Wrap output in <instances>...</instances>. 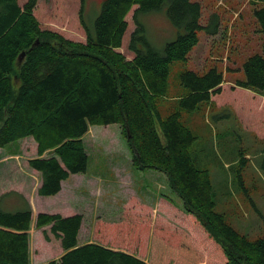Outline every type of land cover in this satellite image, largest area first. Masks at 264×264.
Returning a JSON list of instances; mask_svg holds the SVG:
<instances>
[{"label": "trees", "instance_id": "1", "mask_svg": "<svg viewBox=\"0 0 264 264\" xmlns=\"http://www.w3.org/2000/svg\"><path fill=\"white\" fill-rule=\"evenodd\" d=\"M166 1L103 0L92 25L81 12L87 39L75 41L42 27L34 12L38 0L24 4L0 0V147L23 137L35 138L38 156L29 164L41 172L39 194L55 195L63 180L87 171L89 154L83 136L92 125L119 123L135 164L164 172L183 201V230L157 220L147 258L122 249L144 253L151 218L145 207L132 204L126 220L101 223L104 241L113 235V245L122 248L95 241L79 244L80 213L41 212L35 226L51 225L65 250L48 264H219L217 260L264 264V236L250 238L216 210L211 172L200 168L192 156L198 135L182 120V109L165 114L161 108V101L169 96L171 63L188 59L201 28L217 33L219 15L214 13L212 22L203 25L199 1L169 0L170 20L185 32L160 51L149 42L139 13L161 9ZM252 2L264 51V0ZM134 7L136 28L129 49L135 55L127 58L119 49ZM240 70L244 75L236 85L264 96V52L249 54ZM223 82L224 73L216 66L203 74L187 69L181 73L186 93L175 98L194 110L202 100L210 103L222 91ZM47 150L50 154L43 156ZM10 194L0 196V264H32V206L24 200L16 209H6L3 205ZM45 237L50 240L47 233Z\"/></svg>", "mask_w": 264, "mask_h": 264}, {"label": "rangeland", "instance_id": "2", "mask_svg": "<svg viewBox=\"0 0 264 264\" xmlns=\"http://www.w3.org/2000/svg\"><path fill=\"white\" fill-rule=\"evenodd\" d=\"M27 1L20 0V4ZM192 1H199L202 5L203 25L212 22L214 13L219 15L221 24L217 33L211 34L206 28H201L198 31L199 42L189 53L188 59L171 63L169 96L163 98L161 108L165 114L182 109V120L198 135L192 147L195 162L200 168L209 169L214 180L216 210L223 213L237 230L256 239L264 236V113L261 112L264 105H256L246 98L247 95L240 94L237 87H233L236 80L244 75L240 67L245 58L253 52H264L263 34L259 31L254 16L255 4L252 0ZM102 2L103 0H38L34 12L43 28L57 31L75 41H86L81 12L87 23L92 25L101 11ZM169 4L170 1L167 0L161 9L139 13L149 42L160 51L164 50L168 42L185 32L170 20L167 14ZM135 7L127 16L129 27L119 49L127 58L135 55L129 49L131 34L136 28L133 19ZM215 66L223 71L225 84L219 95L213 97L214 102L208 108L209 103L202 100L194 110L182 106L175 98L176 94L186 93V87L181 84V73L193 69L203 74ZM251 93L260 95L252 89ZM31 137H23L17 142L0 147V156L7 152L11 155L23 153V157L10 156L0 163V183H3L0 191L2 188H12L11 185L20 186L16 184L18 177H23L22 173L32 168L28 158L36 154V150L30 146L31 142H27L34 139ZM84 142L89 154L88 172L92 173L95 185L90 186L92 192L88 186H82L80 190L88 198H92V205L111 203V216L117 218L124 202L127 201L130 207L132 204H141L151 211L155 209L159 221L183 230L182 199L171 189L168 177L163 172L151 168L142 169L133 163V152L119 123L92 125L84 136ZM12 201L5 202L3 206L13 210ZM61 201L58 198L39 200V205L52 212L63 206ZM163 201L173 208L161 205L164 204ZM100 217L99 214L96 216ZM96 226L97 223L93 226L92 237L97 241L113 244L115 237L112 235V238L107 237L109 240L104 241L99 232L98 235L97 231L95 233ZM154 226L150 224L148 234L154 230ZM37 235V232L33 234V243H37ZM151 237L152 235H145L146 245L142 251L144 253L140 255L143 258L148 257ZM44 244L41 246L43 252L45 248L54 249L53 252L45 251L48 252L46 254L59 252V245L55 240ZM32 252L34 253V249ZM217 262L223 264L221 260ZM31 263L42 264L35 254H31Z\"/></svg>", "mask_w": 264, "mask_h": 264}, {"label": "crops", "instance_id": "3", "mask_svg": "<svg viewBox=\"0 0 264 264\" xmlns=\"http://www.w3.org/2000/svg\"><path fill=\"white\" fill-rule=\"evenodd\" d=\"M225 84V75H224V82L222 83V86ZM233 87H237V91H240L239 93L242 95H247L246 98L248 97V99L252 102H254L256 105H264V96L260 95H254L253 93H251V89L248 88H244V87H240L237 86L236 83L233 84ZM219 95V94H217ZM216 95V96H217ZM215 96V95H214ZM214 96H212L211 98V102L208 105L209 106L214 102ZM218 107V106H217ZM263 108V107H262ZM92 137H94L92 135ZM30 138V137H28ZM31 138H34L33 136ZM34 139H31L27 142H31L30 146L34 147L36 150V154H34L32 157H36L38 156V142ZM23 151V150H22ZM51 150H47L44 152L43 156H48L50 154ZM10 156H14L16 158H20L23 157V153L21 154V152H18L17 154H9V152L3 154L2 156H0V163H3L4 160H6L8 157ZM193 156V153H192ZM31 157L28 158V160ZM135 164V162H133ZM164 173V172H163ZM165 174V173H164ZM23 177H18V180L16 182V184H20V186H12V188H2V190L0 191V196L3 195L4 193H11L10 194V199L7 200L6 202H11L14 198L16 199V201H12V207L14 209H16L18 207V205L20 204H24V200H27L31 206H32V217H33V223H32V227L29 230L30 235H31V241H30V252L31 254H35V256H37L38 259L41 260L42 264H48L51 260L54 259H58L60 258L65 250L62 247L61 244V240L59 238H56L53 233L51 232V225H47L44 227H36L35 226V221L37 219V216L39 213L41 212H50V210L48 211L45 206H41L39 205V200H52L53 198H58L59 201H61V203L63 204V206L60 209L57 210H52V212L50 213H59L62 216H70V215H74L77 213H80L83 215V222H82V226L80 228V232L78 235V242L79 244H85L88 242H99L102 243L104 245L107 246H111V247H115V248H122L120 246H115L111 243H106V242H102V240H95L94 237H92L93 234V226L95 225V223H97V226L95 227V233L97 231V235L99 232V227L101 225V223H105V224H117L120 223L124 220H126L128 218V212L129 209L131 208L128 204L127 201L124 202L122 209H120L119 212V217L114 218L111 216V209H110V204L111 203H106V202H101V203H95L92 205V198H88L83 192H81V187L82 186H88L89 188H91L90 186H92L93 184L95 185V180L92 179V173L88 172V169L86 172H82V173H74L71 174L69 178H67L66 180L62 181V189L60 190V192H58L55 195H51V196H44V195H40L38 192L39 187L42 185L43 183V178L41 175V172L39 170H36L34 168H31L28 172L26 173H22ZM166 175V174H165ZM167 177V175H166ZM20 178V179H19ZM213 180V178H212ZM15 181V180H14ZM92 181L94 183H92ZM214 182V180H213ZM12 183V182H10ZM3 183H0V186ZM29 188V189H28ZM90 192H92V188L90 189ZM20 195H22L23 197H21ZM41 198V199H40ZM126 203V204H125ZM164 206H169L171 208H173L169 203L163 201ZM139 204V203H138ZM139 206H142L141 204H139ZM146 208V207H145ZM150 213V224L153 226L156 224L157 220H159V217L157 215V212H155V209L153 211L149 210ZM155 212V213H154ZM101 215L100 218H96L97 215ZM152 228V227H151ZM37 232V243H33V234H35ZM45 233H47L48 235L51 236V240H47L46 237L44 236ZM153 230H151L149 235H152ZM100 235V234H99ZM53 236V237H52ZM56 241L58 242L59 245V252L56 253H52L54 249L47 250L46 248L44 249V252L42 251L41 246H44V242L45 243H51L52 241ZM33 243V244H32ZM34 249V253L32 252ZM125 249L127 251L136 253L137 255H141V253L137 252V251H132L126 248H122ZM45 251H52L50 254H46L48 252Z\"/></svg>", "mask_w": 264, "mask_h": 264}, {"label": "water", "instance_id": "4", "mask_svg": "<svg viewBox=\"0 0 264 264\" xmlns=\"http://www.w3.org/2000/svg\"><path fill=\"white\" fill-rule=\"evenodd\" d=\"M24 56H25V53H22V55H20V57H19V62L22 61V59L24 58Z\"/></svg>", "mask_w": 264, "mask_h": 264}]
</instances>
